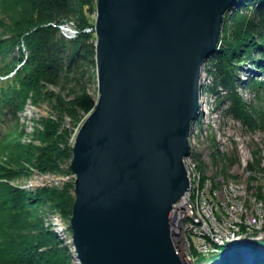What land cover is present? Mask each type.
Masks as SVG:
<instances>
[{
  "label": "water",
  "instance_id": "obj_1",
  "mask_svg": "<svg viewBox=\"0 0 264 264\" xmlns=\"http://www.w3.org/2000/svg\"><path fill=\"white\" fill-rule=\"evenodd\" d=\"M237 1L97 0L99 94L71 162L78 264H185L172 221L190 186V128L205 63ZM248 198L234 197L220 248L264 245V203Z\"/></svg>",
  "mask_w": 264,
  "mask_h": 264
},
{
  "label": "trees",
  "instance_id": "obj_2",
  "mask_svg": "<svg viewBox=\"0 0 264 264\" xmlns=\"http://www.w3.org/2000/svg\"><path fill=\"white\" fill-rule=\"evenodd\" d=\"M96 4L92 0H0V114L5 109L21 110L28 99L35 104L50 99L54 95L48 91L50 86L57 88L58 115L68 110L65 99L70 94L78 110L94 109L97 98L86 91L84 80L96 55V33L86 13ZM62 23H73L75 36H66L59 27ZM255 53L264 58V0H238L225 15L219 48L205 64L208 80L202 90L215 94L216 105L227 100L225 113L240 117L250 129L264 130V108L254 107L237 89L240 67L250 60L262 62ZM244 84L258 89L262 83L250 78ZM12 121L5 122L0 134V159L5 152L8 159L0 162V264H71L68 249L45 224L44 212L53 203L64 216L71 215L73 180L34 189L13 183L34 170L58 169L63 151L59 140L64 137L57 134L60 119H43V130L35 134L41 140L37 146L22 143ZM210 259L213 264H264V245L221 247Z\"/></svg>",
  "mask_w": 264,
  "mask_h": 264
},
{
  "label": "rangeland",
  "instance_id": "obj_3",
  "mask_svg": "<svg viewBox=\"0 0 264 264\" xmlns=\"http://www.w3.org/2000/svg\"><path fill=\"white\" fill-rule=\"evenodd\" d=\"M97 2V0H92ZM91 13H86L92 21L94 27L96 24V5ZM73 28L74 25L71 23ZM224 26V25H223ZM76 29V28H75ZM91 30L90 28L87 29ZM76 34V33H75ZM223 34V30H222ZM222 37V36H221ZM97 39V36L96 38ZM96 44V40H95ZM258 58H263L259 53H255ZM95 64L90 67V72L86 75L84 83L86 91L98 98V76L96 66V55L94 56ZM207 63V61H206ZM259 66L257 62L252 60L245 63L243 66L253 69L264 71V58ZM242 70L237 72L239 78ZM207 75L205 81H207ZM238 93L242 95L245 100L251 102L254 107L262 106L264 108V82L258 89L243 87L241 81H237ZM57 88L50 86L48 91L54 93L50 99H44L38 104H35L28 99L26 104L21 110H17L15 113V130L20 135L22 143L31 145H40L41 140L35 135L36 131L43 130V119L50 118L56 119L59 117L60 125L57 129V134H63L61 140L59 135V147L63 151L59 156L58 166L56 171H49L45 173H38L36 170L28 177H20L13 181L14 184L26 187V189H33L43 183L56 185L58 182L56 178H63L67 176L71 178L72 169L71 162L73 159V147L77 134L85 122L89 113H84L73 105V94L66 97V107L68 110L62 109L61 115H58L54 106L57 104L55 93ZM224 95L225 91L221 90ZM204 97L207 95L210 105L215 107V97L213 94L203 92ZM258 96L260 98H258ZM229 102L225 100L224 104H220L216 109L212 111L211 123L209 126L203 122H198L201 127L198 130L197 136L193 141V159L198 163L200 170L204 171L212 170V167H216L217 170L224 176V180H233V183L241 184L245 187L247 194L252 197L246 201L251 203L263 202L264 203V130L263 129H250L240 117L233 116L231 112H226ZM229 106V105H228ZM41 120V122H40ZM12 121V120H11ZM13 122V121H12ZM7 159V152L1 155L0 162H5ZM259 160V162H257ZM210 163V164H209ZM252 166V169H247L246 166ZM63 175V176H62ZM75 199V193L72 191ZM259 196V201L254 200V196ZM53 204V203H52ZM51 203L48 204V209L51 215L56 218V221H60L64 228L69 231L72 242V231L70 228L71 215L64 216L62 212L54 207ZM72 214V213H71ZM71 259V257H70ZM71 260V264H74Z\"/></svg>",
  "mask_w": 264,
  "mask_h": 264
},
{
  "label": "built area",
  "instance_id": "obj_4",
  "mask_svg": "<svg viewBox=\"0 0 264 264\" xmlns=\"http://www.w3.org/2000/svg\"><path fill=\"white\" fill-rule=\"evenodd\" d=\"M200 99L201 113L199 122L209 126L211 116L209 114L214 107L204 101V96L201 94ZM200 128L202 127L198 123L196 124L195 121L193 125L191 124V152L186 158L190 186L184 197L177 203L175 214L179 216L181 221L182 229H178V233L180 238L184 240L183 244H181L185 248L183 253L185 256L186 253H190L188 258L193 260V264L199 262L201 255H214L219 251L220 247L216 244L220 242L218 240V232L222 222L226 219V215L231 211L229 206L234 203L235 196L245 192L244 186L233 183L234 181L231 179L224 180V176L212 165V170L210 171L200 170L198 163L193 159L192 149V143ZM60 179L62 177L56 178L55 181L61 184ZM44 185L51 184L43 183L41 186ZM186 199H188L187 202H185ZM221 202L223 205L220 204ZM44 219L45 224L50 226V229L58 237L60 245L68 249L74 264H78L73 253L71 234H69L67 228H64L60 221H56V218L51 215L48 208L45 209ZM192 247H195L196 251Z\"/></svg>",
  "mask_w": 264,
  "mask_h": 264
},
{
  "label": "bare ground",
  "instance_id": "obj_5",
  "mask_svg": "<svg viewBox=\"0 0 264 264\" xmlns=\"http://www.w3.org/2000/svg\"><path fill=\"white\" fill-rule=\"evenodd\" d=\"M200 102H201V99H200ZM214 110V109H213ZM212 110V111H213ZM212 111L210 112V114H209V116L212 114ZM199 119H200V115H199V117L195 120V123L197 124L198 122H199ZM210 123H211V116H210ZM192 125H193V123H192ZM200 126H201V124H199ZM191 129V128H190ZM189 139H190V134H189ZM190 142H191V140H190ZM187 170H188V166H187ZM63 176V175H62ZM71 180H73V175H71ZM74 183V182H73ZM60 183H57L56 185H59ZM188 201V199H186L185 200V202H187ZM221 205H223V203L221 202L220 203ZM176 208H175V210H174V214H173V221H172V229H173V231H174V233H173V235H172V238H173V240L175 241V243H176V245H177V250H178V252L180 253V255L182 256V258H183V260H184V262H185V264H193L194 262H193V260H190L189 258H188V255H190V253H186V256H187V258H185L186 256H185V254L183 253L184 252V247L181 245V244H183V242H184V240L183 239H181L180 238V234L178 233V229H182V227H181V221H180V219H179V216H177V215H175L176 214ZM177 216V217H176ZM192 249L194 250V251H196L195 249V247H192ZM208 256H209V254H206V255H201V257H200V259H202V261H204L205 259H208Z\"/></svg>",
  "mask_w": 264,
  "mask_h": 264
}]
</instances>
